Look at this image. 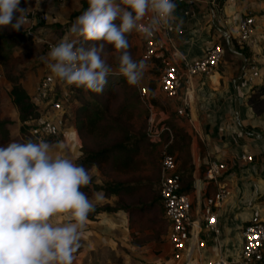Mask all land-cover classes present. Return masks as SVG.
Segmentation results:
<instances>
[{
  "label": "crops",
  "instance_id": "obj_1",
  "mask_svg": "<svg viewBox=\"0 0 264 264\" xmlns=\"http://www.w3.org/2000/svg\"><path fill=\"white\" fill-rule=\"evenodd\" d=\"M74 2L79 4L78 0H62L47 9L46 37L53 34L49 28L51 23L65 15L64 6ZM216 7H219L218 12ZM248 11L253 14L257 28L247 45L237 43L241 50L238 52L231 43L236 41L235 24L237 18ZM174 17L167 28L160 27L155 31L165 43V57L177 63L182 59L199 58L206 46L215 40L224 41L227 48L233 50L229 51L230 55L222 57L211 74L196 77L192 84L181 87L174 98L167 100V108L163 105L161 109L158 106L151 108V112L164 116L176 115V108L186 103V117L175 116L173 122L190 136L192 189L187 194L193 218L199 216L202 197L217 188L212 180L205 182L206 163L213 160L227 166L220 180L228 186L230 194L217 208L222 234L217 238L205 236L203 229L198 236L202 245L196 246L193 252V260L211 264L218 253L225 257L236 256L240 246L239 228L251 216L264 220V39L260 37L264 31V0H198L189 15H183L180 4H176ZM60 28L65 34V28ZM127 35L138 37L135 30ZM252 66H259L261 75L247 83L245 78ZM160 68V59L148 62L137 87L145 88L151 69L156 72L155 76H150L157 79ZM240 154L250 155L252 160L240 162L237 158ZM89 173L92 182L83 192L94 206H115L113 200L116 196L103 197L94 191L92 184L100 183L96 168H91ZM96 196L100 198L96 199ZM134 216L122 210L93 213L86 221L73 264H177L170 257L167 227L165 233H161L163 235H159L150 223L142 231L136 226L139 217L134 220ZM159 228L163 229L162 226ZM260 264H264V258Z\"/></svg>",
  "mask_w": 264,
  "mask_h": 264
},
{
  "label": "clouds",
  "instance_id": "obj_2",
  "mask_svg": "<svg viewBox=\"0 0 264 264\" xmlns=\"http://www.w3.org/2000/svg\"><path fill=\"white\" fill-rule=\"evenodd\" d=\"M79 15L45 61L59 80L102 93L112 74L103 58L105 45L119 53L118 68L129 85L146 70L128 51L126 34L149 16L144 34L151 36L175 19V0H87ZM20 0H0V26L20 30ZM82 36L91 41L78 46ZM92 182L89 170L45 140L13 141L0 146V264H73L94 203L81 190ZM99 199V196L95 197ZM63 217L62 220L58 219Z\"/></svg>",
  "mask_w": 264,
  "mask_h": 264
},
{
  "label": "built area",
  "instance_id": "obj_3",
  "mask_svg": "<svg viewBox=\"0 0 264 264\" xmlns=\"http://www.w3.org/2000/svg\"><path fill=\"white\" fill-rule=\"evenodd\" d=\"M26 12V22L28 29L34 26L42 27L44 30L48 26L47 9L62 0H35ZM198 0H175L180 4L183 15H189L194 10ZM231 1V0H229ZM149 16L138 22L135 32L142 43L140 59L148 63L155 59H160L161 68L157 78L158 94L166 100L174 98L181 87L185 84H192L196 77L208 76L221 61L224 49L219 42H210L204 49L202 56L193 60L175 62L163 55L165 43L161 41L155 32L151 36L144 34L143 27L148 23ZM219 23L218 20H216ZM41 24V26L39 25ZM167 28V26H161ZM257 25L253 14L248 11L239 16L235 24V38L239 45H247L256 30ZM46 32V31H45ZM46 37V35H45ZM264 39V31L261 33ZM46 47L50 49L55 46L45 39ZM249 73L245 81L251 83L261 75L259 66L249 67ZM67 83L59 80L53 73L44 74L37 82L31 101L38 109L34 124L30 121L24 123L25 127H31L39 135L46 137L57 136L64 128L66 120V110L59 95L54 92L57 86L64 87ZM184 94H186L184 90ZM140 101L146 104L147 90L144 87L138 88ZM186 103L175 110L177 117H186L184 108ZM165 132L171 136L168 127H161L149 132L150 138H156L160 133ZM33 135V134H32ZM34 136V135H33ZM38 140L36 136H34ZM240 162H250V155L240 154ZM177 162L173 155L162 153L159 165V198L163 217L167 221L166 240L170 246V257L177 264H201L199 260H193V252L199 245H202L199 235L205 229V236L219 237L222 234V226L218 222L217 208L230 194L228 186L220 180L226 172L227 166L223 162L210 160L206 163L205 182L212 180L216 185V190L208 196H203L198 218L191 215V201L187 193H181L179 177L176 173ZM204 186L201 188V192ZM198 194V191L195 190ZM240 246L235 257H225L218 253L211 264H260L264 258V220L258 216H251L239 228Z\"/></svg>",
  "mask_w": 264,
  "mask_h": 264
},
{
  "label": "rangeland",
  "instance_id": "obj_4",
  "mask_svg": "<svg viewBox=\"0 0 264 264\" xmlns=\"http://www.w3.org/2000/svg\"><path fill=\"white\" fill-rule=\"evenodd\" d=\"M83 1L87 2V0H78L79 4H76L77 2H74L75 6L77 7V10H73L75 6L71 3H67V6H64L65 9L63 12L65 13V15L60 16L56 23H51L52 25L49 28L50 32H52L53 34L48 37H45L47 32L42 30V27L34 26L30 29L27 28L28 24L25 19L26 12L28 11L29 6L36 2L35 0H20V6L24 8L23 13H18V15H23L24 17V23L20 30H13L10 26H0V34L7 37L19 36L21 38L20 41H18L17 44H15L11 48L10 58H8L5 65H0V120L9 121V124L6 126V128L10 136V140L6 143H0V146H6L8 143L18 141L20 139L22 142H27L28 140H32L33 142L44 140L42 136L38 134L37 131L31 133V131L33 130L31 127H28L29 129L26 128L28 130V133L30 132L29 135L33 134L38 138V140L33 136L24 137L23 135H21L19 131L20 123L17 117V112L12 103L10 102V99L7 94L8 89L10 87V82L6 78L7 76L16 77L18 82L25 88L26 92L29 95H32L33 93L31 92L33 91V87H35L38 80L44 74L51 73L50 69L45 63V61L48 59L47 54L49 52L46 47V43H44L45 39L54 45L58 44L59 41L63 38V36L68 33L69 27L74 23L75 19L78 17L72 15L80 9V3ZM61 26L65 28V34H63L64 32L61 31ZM44 33L45 35H43ZM70 38L78 39V46L80 47L87 48L90 43H93L91 41H87L81 36L73 35ZM127 39L130 45L128 51L131 53L134 60L139 61L140 52L142 50L141 40L135 35L133 37H129V35H127ZM102 55L103 58L107 61V63L112 67V70L116 69V67L118 66L117 57L119 55L117 50H115L112 45L106 44L105 51ZM155 70L156 69H151V74L149 72V77H146V84L148 89L150 86L154 88L157 87V79H155V77L153 78L152 76H150L156 72ZM116 79L117 76L114 75L112 80ZM113 85L114 84H111L110 86L111 92L103 91L102 93H94L85 90L84 88L77 91L78 89H76V87H73L74 85L68 84L62 88L59 86L54 88V92L61 97L60 100H62L64 110H66V115H68L66 116L63 130L55 137H47L45 141L53 145H59L62 154L70 158H73L78 154L79 143L82 144L84 148L98 147V142H100L101 145L108 144V142L105 140L96 139L84 133H76L71 127L70 110L72 106L77 104L80 105L87 97H92L102 102L106 108L107 117L111 119H116V124L120 125L122 129L126 130L130 134V136L139 135L143 132H152V130H156L161 120H164L165 118L172 115L168 114L164 116L162 115V112V114H159L158 112L154 111L149 113L148 110L145 114L143 112V109H147V107L140 101L139 103L141 104V106L128 109V111L117 115L116 111L123 104L122 98L124 97V95L130 92V89L122 91L119 87H113ZM155 93L159 100V109H161L162 105L167 108V100L163 99L159 94L157 95V90ZM126 116H128V119H125ZM172 124L175 129H182V127L176 126L174 122ZM170 132L171 134H173L171 128ZM158 138L160 140V143L154 144L155 147L145 141L144 145L140 148V152L137 156L138 169L136 171L128 172L125 174H115L110 172L107 164H102L99 167H96L97 174H99L100 183L110 179H143L146 180V182L148 183L147 187L143 189L142 192L140 191L136 194L127 196H117L113 200V203L115 205L123 203L131 204L134 205L133 207H137L140 203L145 204L157 196V189L159 185V157L160 154L166 152L164 146L165 144H169L171 136L169 137L167 136V134L163 133ZM111 139H117V137L112 136ZM176 160L177 158L175 159V161ZM133 214H135L133 218L134 220H136V217L141 216L136 221L137 225L135 223L139 230H146L148 223H150V226H153L156 229V232L159 233V235L161 234L162 230L159 227L162 226L160 221L162 219L163 214L161 206L159 204L151 206L149 209L144 210L141 214L138 211L133 212ZM159 235L156 236L158 237Z\"/></svg>",
  "mask_w": 264,
  "mask_h": 264
},
{
  "label": "trees",
  "instance_id": "obj_5",
  "mask_svg": "<svg viewBox=\"0 0 264 264\" xmlns=\"http://www.w3.org/2000/svg\"><path fill=\"white\" fill-rule=\"evenodd\" d=\"M223 0H219L222 2ZM218 4V3H216ZM88 7V3L86 1L81 2L80 9L75 12L72 16H79L81 15ZM218 8L216 7V11L218 12ZM61 33V32H60ZM59 33V34H60ZM82 37V36H81ZM19 36H12L7 37L0 34V65H5L8 58H10L11 48L20 41ZM219 39L221 37L219 36ZM219 42L223 49L224 54L223 57L230 55V52L222 40H215ZM237 41V40H236ZM232 40V46L235 51L241 52L240 49L237 48V42ZM244 55V54H243ZM140 59V58H139ZM229 58L225 59L228 60ZM141 60V59H140ZM147 63L145 62V65ZM117 76L116 80H112L113 76ZM10 82V87L8 89V97L10 102L14 106L17 117L20 123L19 131L21 135L24 137L33 136L32 134L29 135L28 130L26 129L24 123L26 121H30L31 124H34L36 119V115L38 113V109L33 105L31 101V95H29L25 88L18 82L16 77L7 76L6 78ZM111 84L114 86L119 87L122 91H126L130 89L124 97L122 98L123 104L122 106L116 111L117 115L128 111V109L135 108L141 106L139 103V95H138V85H129L125 79V77L119 73L118 66L116 69L112 71V74L108 76L107 84L105 85L103 91L111 92ZM76 87V86H73ZM83 87H76L77 91L81 90ZM145 88L147 90L146 96V104L149 108H154L155 106H159V100L156 96L155 91L157 87H147L145 84ZM158 95V93H157ZM141 102V101H140ZM70 124L72 129L76 133H84L86 135L92 136L93 138L105 140L108 144L101 145L98 142V147L95 148H84L82 144L79 143L78 154L75 156L74 160L76 163L83 165L86 169L90 170L93 167H99L102 164H107L109 167L110 172L115 174H125L128 172H133L138 169V159L137 156L140 152V148L144 145L145 141L153 145L156 143H160L159 136H161L162 132L156 138H150L149 132H143L139 135L130 136V134L122 129V127L116 124V119L108 118L106 115V108L104 104L98 101L95 98L87 97L84 101L79 105L72 106L70 110ZM143 112L146 114L147 109L144 108ZM68 115V114H67ZM65 113V116H67ZM116 115V116H117ZM176 115L172 114L171 116L161 120L156 128L159 129L161 127H168L172 129L173 134H171V140L169 144H165V150L167 154L175 156L177 158V169L176 173L179 177L180 183V192L181 193H189L192 189L191 187V172H192V164H191V157L189 153V142L190 136L189 134L181 129V128H174L173 126V118ZM128 119V116L125 117ZM9 124L7 120H0V143H6L10 140V136L6 126ZM26 135V136H25ZM112 136H116L117 139H111ZM34 137V136H33ZM45 140L47 137L42 136ZM50 138V137H49ZM158 138V139H157ZM157 139V140H156ZM156 140V141H155ZM112 141V142H109ZM151 141V142H150ZM18 142H22L21 139ZM154 142V143H153ZM179 156V157H178ZM161 157V154H160ZM160 157H159V164H160ZM93 189L96 193L100 196L108 197V196H127L133 195L138 192H142L148 185L146 180L138 179V180H116L110 179L103 181L99 184H92ZM82 191L85 190V187L81 188ZM157 196L152 200L148 201L145 204L140 203L139 206L133 207L134 205L131 204H116L115 206H108V205H101V206H94V210L89 213L88 217H91L93 213L106 211V212H113L116 210H122L127 214L133 213L135 211L140 212V214L149 209L151 206L159 204L160 205V198H159V185L157 189ZM141 216H139L140 218ZM162 224L163 229H161V233H165L167 227V221L162 216L160 221Z\"/></svg>",
  "mask_w": 264,
  "mask_h": 264
},
{
  "label": "water",
  "instance_id": "obj_6",
  "mask_svg": "<svg viewBox=\"0 0 264 264\" xmlns=\"http://www.w3.org/2000/svg\"><path fill=\"white\" fill-rule=\"evenodd\" d=\"M222 35L226 38V34H225V32H222ZM228 50H229L230 52H233V50H232L231 48H228ZM243 69H244V63H243V66L241 67L240 74H242Z\"/></svg>",
  "mask_w": 264,
  "mask_h": 264
}]
</instances>
